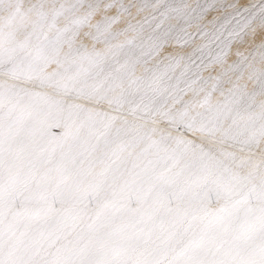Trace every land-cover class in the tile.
<instances>
[{
    "label": "rangeland",
    "instance_id": "obj_1",
    "mask_svg": "<svg viewBox=\"0 0 264 264\" xmlns=\"http://www.w3.org/2000/svg\"><path fill=\"white\" fill-rule=\"evenodd\" d=\"M9 1L10 0H7L8 3ZM41 1L43 5H41ZM43 1L44 0H31L29 11L32 12L33 16H36L34 18L35 20H33L34 25L28 30L24 29V25L23 27H18L21 29L16 28L18 32L11 34L13 37L19 34V38L16 42H13L15 37L13 39V37L8 34V36H10L9 38L0 32V72H2L5 80L8 82L5 88L0 89V140L9 133H12L15 137V144L12 148V152L7 156L5 161L0 163V186L5 184L8 180L25 173L26 169L31 165H35L37 168L35 180L56 166H60L61 169H69L70 176L61 183L57 182L53 174L50 175L42 185L37 202L26 208L25 215L34 218V231H37L39 234L46 233L48 224L45 222V215L62 200L64 202L76 200L77 206L83 209L86 208L89 204L88 201L78 200V194H76L75 191L77 189L79 191L84 189L85 183L90 182L89 176L93 178L99 176V174L107 168L118 150L127 148V146L129 147V145H127L128 143L125 144V142L121 140V134H116L115 140L101 152L92 154V152H94V146L81 150L78 142L87 137L89 133V123L82 120L83 115L77 112V119L81 121L80 123L82 125L80 135L69 138V133L71 132L70 123L64 128L58 129L51 140L45 142L42 147L34 148L32 151H28L23 157H20L19 146L31 137L34 128L42 118L43 108L51 101L50 99H42L45 95H54L58 93L61 95H69L71 98H87L89 100V105H97L98 103L105 102L109 107L110 114L124 115L137 122H144L149 117L151 119L156 118L159 123L164 124L166 127L170 126V123L176 125V120L178 124L179 118L188 117V120H191L189 123H192L190 125L192 130L196 128L195 130H199V133L202 135L209 133H212L214 136H217L216 134H218V136L222 135L221 138H223V141H230L233 145L242 149L248 146L249 148H254L260 141H264V125H262V122H260L258 126L255 125V127L250 123L253 117L255 118L259 114L260 116L264 115V101L259 106L252 109L251 112H242V114L240 113L241 115L237 114L239 116L232 115L231 110H229V113L221 112L226 111L227 106L236 95L244 91L253 92L255 90V85L251 82L252 74L244 70L243 65L246 59L253 60L252 62L254 65L256 61L264 62V0H243L237 2L242 3L239 5L242 7L253 3H262L261 7L259 6L256 12V16H258V19L255 20L258 22L257 28L255 32L249 30L251 32H247L237 39L238 46L232 58L227 61H225L224 58L218 60V66H222L220 70L216 72L212 71L205 75H197L196 73V76H191L185 74V77L178 79L175 83H173L174 79L184 63L182 57L185 55L186 62L189 53L194 51L199 40L203 39L204 31L213 27L212 21L216 20L212 18L213 16L208 19L210 22L203 26L198 25L200 18L192 19L190 23H193L194 29L191 32L185 33L184 22L180 29H172V27L177 26L181 20V16L177 14L178 9H175L180 8V6H176V4L180 3H174L172 0H156L154 3L153 0H150L153 4L141 0H139L140 2L137 4L132 0H127L126 2L113 0L109 5L110 12L97 21H93L92 18L88 19L90 18L88 16H91L97 10L96 7L100 5H95L96 2H94L91 7L88 6V10L87 7H84L86 5H81L79 8L84 7L83 9L86 10V16L82 18L83 23L81 22L80 24L81 28L77 27V30L75 29V31L66 34L61 42L57 44L59 50H57V53H59H56L55 60L59 59L60 49L63 45L66 43L68 44L72 39H76L77 36L81 35L82 26L86 23L85 26L87 24L89 26L87 25L88 31L84 35V40L81 39L82 41L79 40L77 41L78 43L75 42L70 45L63 58H61V60H64L63 63L58 68L44 74L39 73V70H41L39 69L36 71L38 74H34V72L32 73L28 70L32 61L37 59L42 49L52 43L55 34L68 25L66 23L67 21L61 23L64 14V19L70 16V11L67 13L61 11V14L60 10L57 9L55 11L56 15H53L52 13L54 12L51 13L50 10L49 13L51 14H48V2ZM100 1L101 4L105 0ZM191 1L192 0H185L187 6L189 5L190 8L194 7L197 3L196 0L190 4ZM227 1L234 2L239 0H209L204 11L207 13L211 10H218L220 12L218 16L220 17L223 14ZM2 2L4 3L6 1L2 0ZM2 2L1 4H3ZM10 2H12V4H10L14 8V10H12V8L11 10L14 12L11 13V10L9 12L14 15V13L16 14L19 11V4L17 3L18 1L15 2L12 0ZM46 2L47 6H44ZM13 3H17L18 9L14 7L15 4L13 5ZM145 3L146 5L143 6ZM7 5L8 4L5 3L3 6L4 8H2L3 10L0 9L2 11L1 13H8L6 10L8 7V9H10L11 5H8V7ZM40 5L44 6L43 8L46 9L44 10ZM169 5L171 7H169ZM36 7L40 11H38ZM157 10L161 11L157 12ZM44 11L46 15H44L45 13H41ZM47 18L50 21L47 20ZM57 18L60 22L57 21ZM112 22L114 24H111ZM55 24L57 27L54 28L53 25L55 26ZM136 35H153V39L145 51L134 53L125 58L118 68L119 74L115 77L111 76L108 71L103 69L106 56L111 53L112 47L116 42H119L121 46H127L133 42L134 39L132 38ZM257 36H260L258 40L256 39ZM2 40L3 43H1ZM1 44H4V46H1ZM160 52L161 55L155 60L154 57H156L157 54L159 55ZM28 56L31 58L27 59ZM151 59L155 61L149 63ZM171 63L174 65V72H169L166 75L160 88L155 89L150 95L139 94L134 96L131 94L132 86L135 84L136 78L139 77L138 75H146L149 73V70L152 69L148 65L157 67L161 64ZM205 67H207V65L201 66V68ZM262 67H264V64ZM138 68L140 70H137ZM130 70H132V72L137 70L138 74L135 76L134 72V75L130 73ZM129 73L131 76L133 75V81L130 80L131 76L129 77ZM126 74L127 76H125ZM221 77H225L228 82L223 84L221 88H216L214 85L215 81ZM124 79H128L129 83H125L128 82V80L123 82ZM19 86H25L27 88L20 89ZM8 90L12 91L13 97H6L5 94ZM149 96L154 99L155 104L151 106L150 112L143 114L141 109L143 103ZM258 97V93L254 94L252 107L256 105L254 102ZM225 99L227 101H225ZM21 101H23L24 104L18 109L16 104ZM43 102L45 103L41 105ZM209 103H212V106H214L215 103L221 106L218 108V112L220 113L218 116L220 117L218 118L215 115L218 120L215 119V116L204 117L203 111L205 107H208V105L210 106ZM33 104L41 106L32 110L29 114H26L21 123H15L19 113L24 108L33 106ZM220 108H222V110H219ZM202 109L204 110L202 111ZM200 111H202V113ZM101 116L102 115H99L98 119H100ZM200 116L204 117L202 118L204 123L201 121ZM212 117L214 120L210 121ZM206 118L211 119L205 122ZM199 120L203 123V126L200 124L201 122H199ZM262 120L264 121V116ZM195 121H198L197 123L200 125L196 124ZM216 121L219 122L217 123ZM208 122L212 123L209 125ZM240 122L244 124L241 125ZM197 125H199V127ZM230 128L235 129V136L233 137L229 135L226 136L224 132ZM245 128L246 130H244ZM27 129L33 130L26 131ZM165 129L164 127L163 130ZM163 130L157 135H149V142L146 143L148 153L154 150L157 151L156 147L162 146L164 140H160V135L163 133ZM154 132H149V134H153ZM125 133L126 132H124V134ZM144 135L145 137L147 136V139L149 138L148 133ZM245 136H247L248 139L245 138ZM235 137L236 139H234ZM242 139L245 141L239 144ZM170 151L171 149L165 152L161 158ZM66 154L72 155L66 159ZM207 155L208 156L200 162L201 169L194 174L191 180L186 181L185 191L181 194L185 199V220L180 218L176 224L173 222L171 231L165 232L164 227L169 221L168 219L158 230L159 236L150 244H147L150 238L147 240L146 244L148 246H145V249H142L143 246L140 247L135 245L125 256H120L117 261L111 264H129V261L132 259H134L135 264H169L175 259L179 252L196 243L200 235L214 221L216 214L221 212L228 213L231 206H242L240 204L242 202H246V206H251L252 218L258 219L260 217L261 224L259 227H264V203H259L257 201V198L264 192V168L263 170H259L257 164L245 160L241 162V166L248 165L247 172L245 174L238 173L237 167L232 165V160L235 155L232 149H224L221 151L220 149H215L210 151ZM157 161L158 160L139 161V168L134 170L135 173H131V180H129V182L122 183L119 179H115V182H119L117 184L118 194L127 192V194L124 195L125 197L131 195L132 199L128 201V207L133 206L132 201H135L134 198H137L140 194L145 192L147 188L145 180L153 173L154 163ZM168 173L169 172L165 173V175ZM163 179L164 176L162 177L161 175H155L154 177L156 184H161ZM24 187L26 186L13 185L10 188V192L11 194H16ZM134 188H136L135 191H131ZM60 190H64V195L60 194ZM161 196L162 198L166 197V193H163ZM154 202L152 204H154ZM171 204L172 207L176 208L180 213L184 212L182 203L174 201ZM15 207L17 206L15 205ZM157 207V205L153 206V208ZM211 208L214 210H210ZM14 212V207L8 208L5 202L0 201V227L9 221L10 216ZM105 213H107V209L96 214L101 216ZM136 216L137 215H133L132 218ZM172 216L173 215L170 217ZM90 222L91 221L84 222L77 230H66L63 232V236H61L53 246V248L57 249L55 255L58 257L59 261L66 258L68 254L77 251L82 244L91 246L92 244L98 243L108 231L120 224H128L130 220L122 219L120 215H117L112 224H108L95 231L87 232L90 227ZM239 222L240 221L232 222L229 219L225 220L219 230L202 243V249L213 244H216L220 249H224L237 240L241 232L245 230L247 236L255 235L256 239L253 244L254 246H260L264 243V236L257 234L255 227L247 229V224ZM182 224L184 226H182ZM224 229L225 231L221 234L220 231ZM165 236L167 239L162 240ZM13 251L19 253L16 248ZM216 252L217 251H213V253L209 252L207 255H210L207 261L208 264H223L225 262L224 259H220L219 254H216ZM263 258L256 259L255 264H264ZM0 264L21 263L18 262L17 258H14L13 254V260L0 262ZM239 264L244 263L239 262Z\"/></svg>",
    "mask_w": 264,
    "mask_h": 264
},
{
    "label": "bare ground",
    "instance_id": "obj_2",
    "mask_svg": "<svg viewBox=\"0 0 264 264\" xmlns=\"http://www.w3.org/2000/svg\"><path fill=\"white\" fill-rule=\"evenodd\" d=\"M0 1L2 2V0ZM5 1L6 2L4 3L2 2L3 4L0 2L1 10H3L2 8H4L3 6L5 3L9 6L12 4V2H10L12 0H10L9 3L7 0ZM13 1H18L17 3L19 4V11L16 10L18 12L16 14L14 13V15L17 16L11 14L14 12L12 11L14 10L12 5L10 6V9H8V5V8L5 7L7 10L4 9L11 15L4 12L1 13L2 11L0 10V32L5 36H8L9 34L11 37H13L11 34L17 33V30L21 29L18 27H23V25L25 26V30L31 29V26L34 25L33 20H35L34 18L36 17L33 16L31 11H29V4L31 3V0ZM45 1L48 2L47 9H49L48 12L46 11L48 14L54 12L52 14L56 15V9L60 10L61 14L63 11L66 13L70 11V16L68 18L64 19L65 14L63 17L59 15L62 17L61 23L67 21L66 23L69 26L66 24L67 26L64 29L57 32L52 43L42 49L37 59L32 61L28 70L29 72H34V74L39 69L42 70H39V73L44 74L58 68L63 63L64 60H61V58H63L70 45L75 42L78 43L77 41L79 40H84V35L88 31L87 27L89 26L88 24V26H85L86 20L84 21L85 24H82L81 35L77 36L76 39H72L68 44L66 43L63 45L62 48L59 47L61 48L60 57L58 55L59 59L55 60V55L58 50L57 44L61 42L66 34L75 31V29L77 30L80 27V24L83 21L82 18L86 16V10L83 9L84 7H87L88 10V6L91 7L94 2H96L95 5H100H98L99 7H96L97 10L91 16H88L90 17L88 19L92 18L93 21H97L110 12L109 5L113 2V0H105L108 2L103 1L101 4L100 0H44L43 2ZM120 1L126 2L127 0ZM132 1H135L136 4L140 2L139 0ZM141 1L147 3L150 2V0ZM154 1L156 0H153V3ZM172 1L174 3H180L176 4V6H180V8L175 9H178L177 14L181 16L179 24L177 26H173L172 29H180L182 23L184 22L185 33H187L194 29L193 23H190L192 19L200 18L198 25L201 26L209 23L210 21H208V19L211 16H213V19H216L215 21H212L213 27L204 31L203 39H200L199 43L195 46L194 51L189 53L186 62L185 55L182 57L184 63L173 83H175L178 79L185 77V74H189L191 76H196V73L197 75H205L206 73L220 70L222 66H218V60L224 58V60L227 61L234 56L235 49L238 46L237 39L242 37V35H245L247 32L256 31L258 23L255 21L258 19L256 12L258 11L259 6L261 7L262 5V3H253L242 7L239 6L242 3L237 2H241L243 0L234 2L227 1L223 14L219 17L218 14L220 12L218 10H211L205 13L204 10L208 5L209 0H197L196 5L192 8H190L189 5L187 6L185 0ZM193 1L196 0H192L190 4ZM47 2L44 3V6H47ZM17 3H13V5L15 4L14 7H17ZM40 3L43 5L42 1ZM41 5L40 7L43 8L44 6ZM81 5L86 6L79 8ZM145 5L146 3L143 4V6ZM18 7L16 9H18ZM169 7L171 6L169 5ZM43 9L45 10L46 8ZM10 10L11 13L9 12ZM49 10L51 13H49ZM159 11L161 10H157V12ZM41 13H45V11ZM44 15H46V13ZM48 18L47 20H49ZM57 21L60 22L58 18ZM114 23L112 22L111 24ZM53 27L55 28L57 25L55 24ZM10 36L8 37L10 38ZM14 37L13 42H16L19 38V34H16ZM259 38L260 36L256 37L257 40ZM132 39H134L133 42L127 46H121L119 42H116L112 47L111 53L106 56V62L104 63L103 69L108 71L111 76L115 77L119 74L118 68L125 58L134 53L145 51L149 47L153 39V35H136ZM1 43H3V40ZM1 46H4V44H1ZM160 55L161 52L159 55L157 54L154 59L156 60ZM30 58L31 57L29 56L27 57V59ZM152 60L153 59L149 60L150 62H146L151 63L155 61ZM252 61L253 60L246 59L243 69L252 74L251 82L255 85V90L253 92L244 91L236 96L233 95L235 97L232 98L229 105L227 104L228 106L226 111L221 112L229 113V110H231L232 115L242 114V112H251L252 109L256 108L264 101V67H262L264 62L256 61V64L254 65ZM202 65H207V67L201 68ZM148 66L152 69L149 70V73L146 75H138L139 77L136 78L135 84L132 86V95H150L155 89L162 86V82L169 72H174L173 63L161 64L157 67H152V65ZM139 68L137 70H140ZM132 70H130V73L133 74L134 72L136 76L138 74L137 70H134L133 72ZM130 73L129 77L131 76ZM133 75L130 77L131 81L134 80H132ZM125 76H127V74ZM125 80L128 79H124L123 82H125ZM226 82L228 81L225 77H221L216 79L214 85L216 88H221V86ZM7 83L8 82L5 80L2 72H0V89L5 88ZM125 83H129V80ZM19 87L20 89L27 88L25 86ZM257 93L259 94V97L254 102L256 105L252 107L254 94ZM5 95L8 98L13 97L11 90H8ZM69 98H71V96L66 94L61 95L58 93L54 95L48 94L42 98L50 99L51 101L43 108L42 118L36 127H33L34 131L31 137L19 146L20 157H23L28 151H32L34 148L42 147L45 142H49V140H51L54 133L58 129L64 128L70 123L71 132L69 133V138L80 135L82 125L80 123L81 121L77 119V112H80V114L83 115L82 120L89 123V133L87 137L78 142L81 150L94 146V152H92V154L101 152L106 146L115 140L116 134H121V140L125 142V144L128 143L127 145H129L130 148L127 146V148L118 150L107 168L100 173L99 176L96 178L89 176L90 182L85 183L84 189L80 191L77 189L75 191V193L78 194V200L88 201L89 204L86 208L83 209L77 206V201L75 199V201L65 202L62 200L46 213L45 222L48 224V229L45 234H39L37 231L33 230V224L35 223L34 218L25 215V210L29 205H33L37 202L38 194L42 185L50 175L53 174L56 177L57 182L61 183L70 176L69 169H61L60 166H56L35 180L37 168L35 165H31L26 169L25 173L8 180L5 184L0 186V201L5 202L8 208L14 207L15 209V212L10 216L9 221L0 227V262L13 260L14 254V258H17L18 262L21 264H111L117 261L120 256H125L135 245L140 247L143 246L142 249H145V246H148L147 244H150L159 236L158 230L168 219L169 221L164 227L165 232L171 231L173 222L176 224L180 218L185 220V199L181 196V194L185 191L186 181L191 180L194 174L201 169L200 162L208 156L207 154L210 151L215 149H220V151L224 149H232L235 154L234 159L232 160V165L237 167V171L240 174H245L247 172L248 165L241 166V162L245 160L247 162L257 164L259 170H263L264 168V146H262L264 145V141H260L254 148H249L248 146L245 147V149H242L240 147H236V145H233L230 141H223V138H221L222 135L218 136V134H216L217 136H214L212 133L202 135L199 133V130H195L196 128L192 130L190 126L192 123H189L191 120L189 121L188 117L179 118L178 124L176 120V125L170 123V126L166 127L164 124L159 123L156 118L151 119L149 117L150 119L148 118L144 122H137L125 117L124 115L110 114L109 107L105 102L98 103L97 105H89V100L87 98ZM225 101L227 100L225 99ZM44 103L45 102L41 105ZM23 104V101H21L16 104L18 106L16 107L19 109ZM154 104V99L149 96V98L143 103L141 112L143 114L150 112L151 106ZM209 104L210 106L208 105V107H205V110L202 109V111L204 110V117L216 115L219 118L220 116H218V114L220 113L218 112V108L221 106H218L216 103V106L214 104V106H212V103ZM41 105L33 104L31 107L24 108L19 113L15 123H21L26 114H29L32 110L39 108ZM219 110H222V108ZM202 111L200 112L202 113ZM99 115H102L100 119H98ZM263 116L264 115L260 116L259 114L255 118L251 117V120L249 118L247 119H249L250 123L255 127V125L258 126L260 122L264 125V121L262 120ZM200 117L202 121V118L204 117ZM208 119L210 120L211 118ZM208 119L206 118L205 122H207ZM212 120H214L213 117L210 121ZM201 121L199 120V122ZM197 122L196 124H199ZM202 122L200 124L203 126L204 122ZM216 122L218 123L219 121ZM199 125L197 126L199 127ZM164 127L166 128L165 130H163ZM32 130L27 129L26 131ZM162 130L163 133L160 135V140H164L162 146L156 147L157 151L154 150L148 153L146 143L149 142L150 136L157 135ZM236 130L240 131L239 129ZM244 130H246V128ZM124 132L126 133L124 134ZM149 132L157 133L149 134ZM224 132L226 133V136H235L234 128H230L229 130L227 129ZM145 133H148V136L150 135L148 139L147 136L145 137ZM14 138V135L9 133L0 140V163L5 161L7 156L12 152V148L15 144ZM245 138L248 139L247 136H245ZM234 139H236V137ZM243 141L245 140L242 139L239 144H242ZM169 149H171V151L161 158V156ZM71 155L72 154H66L65 158L67 159ZM141 155L142 157L140 158ZM143 160L158 161L154 163L153 173L145 180L147 185L145 192L140 194L137 198L133 197L135 200L132 201L133 206L128 207V201L132 199L131 195L125 197L124 195H126L127 192L118 194L117 184L119 182H115V179H119L122 183L129 182V180H131V173H135L134 170L139 168V161ZM167 172L169 173L165 175ZM155 175L164 176L161 184H156L154 181ZM13 185H22L26 187L22 188L16 194H11L10 188ZM135 189L136 188L131 191H135ZM163 193H166V197H163L164 199L161 196ZM60 194L64 195V190H60ZM174 201L182 203L184 212L180 213L176 208L172 207L171 203ZM257 201L259 203H264V192L257 198ZM153 202L154 204H152ZM245 203L246 202L240 203L242 206H231L228 213L221 212L216 214L214 221L200 235L196 243L179 252L175 259L169 264H208L207 261L210 258V255H207L209 252L213 253V251H217L216 254H219L220 259L225 260L223 264H239V262L244 264H255L256 259L263 258L264 243L260 246H254L253 244L256 237L255 235L247 236L245 233L246 230L242 231L239 238L224 249H220V247H217L216 244L202 249V243L213 233L218 231L223 222L228 219L232 222L240 221L239 223L243 222L247 224V229L255 227L256 233L264 236V227H259L261 224V218L259 217L258 219H253L251 206H246L247 204ZM15 205L17 207H15ZM154 205H157L158 207L153 208ZM105 209H107V213L101 216L96 214ZM210 210L214 209L211 208ZM117 215H120L122 219H129L130 222L128 224H120L114 229L108 231L96 244H92L91 246L88 244H82L77 251L68 254L66 258L59 261L58 257L55 255L57 249L53 248V246L56 244V241L63 236V232L66 230H77L84 222L88 221L91 222L87 232L95 231L108 224H112ZM133 215L137 216L132 218ZM171 215L173 216L170 217ZM182 226L184 225L182 224ZM224 231L225 229L221 230L220 233L222 234ZM148 239L149 243L146 244ZM165 239H167L166 236L162 238V240ZM15 248L18 249L19 253L13 251ZM129 264H135L134 259L130 260Z\"/></svg>",
    "mask_w": 264,
    "mask_h": 264
}]
</instances>
